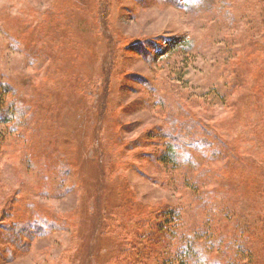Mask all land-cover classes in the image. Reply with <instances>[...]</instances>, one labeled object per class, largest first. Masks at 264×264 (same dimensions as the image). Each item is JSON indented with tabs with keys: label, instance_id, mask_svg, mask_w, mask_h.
<instances>
[{
	"label": "rangeland",
	"instance_id": "obj_1",
	"mask_svg": "<svg viewBox=\"0 0 264 264\" xmlns=\"http://www.w3.org/2000/svg\"><path fill=\"white\" fill-rule=\"evenodd\" d=\"M177 1L0 0V93L25 120L0 124V264H155L143 229L197 206L211 262L240 241L264 264V0ZM171 117L192 135L167 138L175 171Z\"/></svg>",
	"mask_w": 264,
	"mask_h": 264
},
{
	"label": "trees",
	"instance_id": "obj_2",
	"mask_svg": "<svg viewBox=\"0 0 264 264\" xmlns=\"http://www.w3.org/2000/svg\"><path fill=\"white\" fill-rule=\"evenodd\" d=\"M166 1L173 4H177L178 2L177 0ZM107 17L108 13L106 10H103L99 14L98 21L102 24L103 28L107 27ZM141 46L142 45L137 48L136 52L143 57L148 56L149 54L147 51L149 49ZM149 46L152 51H155V49H153V45ZM149 46L147 47L149 48ZM103 78L105 84L109 79L108 74L104 75ZM104 88L105 85H103L102 90ZM9 92L13 93L10 88L5 87L0 93V124L6 125L7 129H9L10 126H8V124L17 120L16 124H14L10 129L19 128V130H21L23 129L25 120L23 122L20 121L21 113H19L18 106L14 101L6 104L2 98L4 94ZM187 124L181 122L177 125L173 121L171 123L172 128L170 131H167L168 133H166L165 136L158 137L161 142L159 146L160 152L158 151L161 158L159 157V159H157V165H161L167 170H176L178 166L177 161L182 159V155H178L175 141L167 138H171V135L178 130H181L184 136L191 137V131L187 128ZM193 143L197 144L198 141L194 140L190 142L191 145ZM182 146L184 148H189L186 147V145ZM154 161L156 160L154 159ZM196 196L198 201L205 204L206 201L200 197L199 193ZM200 209L202 208L199 206L196 207V210L200 211ZM199 211L194 213V215L200 219L196 217L192 219V214V217H190L189 220L183 216L184 212L178 208L166 209L158 214H155V219L152 223H150V225H152L151 231L148 232V230L143 229V236H141L143 238L140 240L142 242L141 245L143 246L139 250L140 256L143 257V259L147 258L155 261V264H219L215 261L211 262L209 259L212 252L218 251L221 245L215 235L213 227L214 220L216 219L215 213L213 214L212 211L206 213V208H204L205 215H203L202 218L198 215ZM29 235L30 233L25 236L31 240L32 237ZM239 242H233L234 244H232L233 246L231 252L228 251L227 255L223 256L224 260L220 264H252V255H250L245 249H242ZM133 244H136V242H133ZM146 249L149 250L147 253Z\"/></svg>",
	"mask_w": 264,
	"mask_h": 264
}]
</instances>
